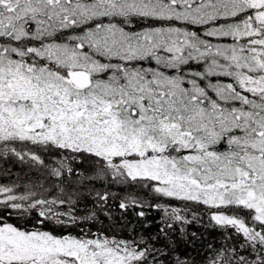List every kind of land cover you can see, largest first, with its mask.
<instances>
[{
	"label": "snow or ice",
	"instance_id": "1",
	"mask_svg": "<svg viewBox=\"0 0 264 264\" xmlns=\"http://www.w3.org/2000/svg\"><path fill=\"white\" fill-rule=\"evenodd\" d=\"M0 181V264H264V0H0Z\"/></svg>",
	"mask_w": 264,
	"mask_h": 264
},
{
	"label": "trees",
	"instance_id": "2",
	"mask_svg": "<svg viewBox=\"0 0 264 264\" xmlns=\"http://www.w3.org/2000/svg\"><path fill=\"white\" fill-rule=\"evenodd\" d=\"M0 182H5V181H0ZM114 191H115V189H114ZM151 216H152V217H158V214H157L155 211H153V212L151 213ZM106 223H107V222H105V224H106ZM98 226H99V225H94V226H92V230L95 231V230H96V227H98ZM152 231H155V226H153ZM188 231H189V232L203 233V234H204V237H205L207 240H213V239H217V240H218V239H219V237L217 236L216 233H214V232H210V231H206L205 228L200 227V226H198L197 224H192V225H190L189 228H188Z\"/></svg>",
	"mask_w": 264,
	"mask_h": 264
}]
</instances>
